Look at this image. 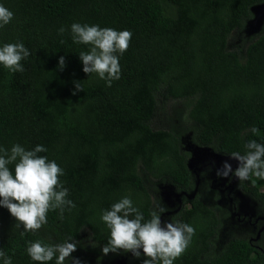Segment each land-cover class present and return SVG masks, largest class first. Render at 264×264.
Returning <instances> with one entry per match:
<instances>
[{"label": "trees", "instance_id": "obj_1", "mask_svg": "<svg viewBox=\"0 0 264 264\" xmlns=\"http://www.w3.org/2000/svg\"><path fill=\"white\" fill-rule=\"evenodd\" d=\"M3 3L15 16L0 29V41L21 40L32 54L22 61L23 73L0 68V145H45L41 155L64 168L61 179L76 203L63 219L59 210L49 211L46 225L23 236L0 207V249L13 264H34L26 240L69 236L81 264H142L144 257L130 251L103 254L109 233L99 213L130 194L147 218L163 192L159 185L176 194L175 207L163 204L162 222L175 216L195 228L175 264H264V231L252 240L264 223H256L264 217V181L237 180L232 190L234 176L218 177L217 168L195 159L209 152L231 158L249 139L264 142V16L258 33L245 31L264 0ZM73 22L132 33L121 78L111 87L83 72L77 52L88 46L73 43ZM234 33L239 38L232 44ZM75 81L84 90L74 95ZM158 120L166 124L157 126ZM236 192L249 204L242 222L234 214L241 211Z\"/></svg>", "mask_w": 264, "mask_h": 264}, {"label": "clouds", "instance_id": "obj_2", "mask_svg": "<svg viewBox=\"0 0 264 264\" xmlns=\"http://www.w3.org/2000/svg\"><path fill=\"white\" fill-rule=\"evenodd\" d=\"M14 12L0 0V29L14 19ZM66 29L61 26L57 34L63 36ZM73 43L87 45L86 50L78 53L83 65V72L105 82L107 87L121 78L120 59L127 51L132 33L99 24L73 22L70 25ZM31 51L21 40L15 42L0 41V68L11 73L25 71L22 61H27ZM66 66L65 56H60L58 68ZM73 94L84 90L80 81L74 82ZM253 127L251 133L255 135ZM243 152H229L231 158L238 161L233 169L225 161L217 169V176L237 178L241 184L255 177L264 181V142L249 139L243 145ZM48 148L37 144L26 148L20 143H13L10 148L0 145V207L6 208L15 218V227L23 229L21 235L35 233L48 223L49 211L59 210V218L65 212L76 208V203L69 198V189L61 179L65 170L55 159L47 155ZM12 166L11 168L9 166ZM168 209L160 202H154L146 218L130 194L121 196L108 208L100 210L99 219L108 230V239L102 248L103 254L109 252H132L142 264H175V261L187 250L195 235V228L190 223L177 219L162 222V214ZM25 251L34 264H81L72 256L77 248L74 237H67L61 242L45 243L42 240H26ZM0 264H13L12 256L0 249Z\"/></svg>", "mask_w": 264, "mask_h": 264}, {"label": "rangeland", "instance_id": "obj_3", "mask_svg": "<svg viewBox=\"0 0 264 264\" xmlns=\"http://www.w3.org/2000/svg\"><path fill=\"white\" fill-rule=\"evenodd\" d=\"M254 14H255V18L248 23L247 28L245 30L250 35L256 34V33H258L260 31L261 23H262V18L264 16V5L261 6V7H258L257 9H255L254 10ZM238 38H239L238 37V34L237 33H234L233 38L231 40V43L233 44V43L237 42L238 41ZM165 124H166L165 121H163L161 123V121L158 120L156 122V125L157 126H162V125H165ZM195 159H197L199 163L205 161L203 163V164H206L205 165V168H207L208 166H210L212 168L215 167V168L219 169V168L222 167V165H223V163L225 161L231 163L233 169H235L238 166V161L237 160H235L233 158H225V157H222V156H216V155H214L213 153H210V152L209 153H204V155L202 156V159L196 158V156H195ZM194 164H195V166H198V163H194ZM207 174L210 175V178L211 179L214 178L208 171H207ZM237 180L238 179L235 178V177L232 178L231 184L229 185V187L232 190H235V187L234 186L237 184ZM221 186L223 188H228V184H227V182L225 180H222ZM158 188H159V190L162 189L163 192H161V195L159 194L160 197H155V201L158 203L161 200V203L162 204L165 203V205H166L167 208H169V207H175L176 206L175 200H172V198H171L172 195H175L176 196V194L173 191L174 189L172 187H170V186H165V185H159ZM263 190H264V188H263ZM166 192H168L167 197L165 196L166 195ZM247 202L248 201H247V199L245 197L242 198L241 204H240V210L242 212H244L247 209L246 208ZM234 228L237 229V230H239V226H235L234 225Z\"/></svg>", "mask_w": 264, "mask_h": 264}, {"label": "flooded vegetation", "instance_id": "obj_4", "mask_svg": "<svg viewBox=\"0 0 264 264\" xmlns=\"http://www.w3.org/2000/svg\"><path fill=\"white\" fill-rule=\"evenodd\" d=\"M214 154V153H213ZM214 155H216V154H214ZM216 156H218V155H216ZM236 196L237 197H239L238 198V200H237V202H239L238 204L240 205V203H241V200H242V197H241V193H239V192H236ZM248 206H249V204H248V202H247V206H246V208H248ZM239 211H240V209H239ZM234 214H235V216H237L238 217V221L239 222H242V218H241V216L243 215L244 217H246V216H248V214H249V211L246 209L244 212H234ZM264 220V217H260V218H258V220L256 221V223H260V221H262V222H264L263 221ZM243 223H244V221H243ZM259 230V232H258V236H257V238H252V240H258L260 237H261V233L264 231V223L262 224V226H261V228H259L258 229Z\"/></svg>", "mask_w": 264, "mask_h": 264}]
</instances>
